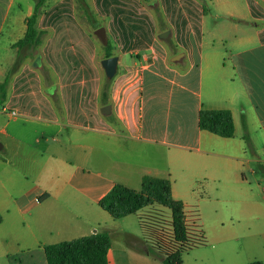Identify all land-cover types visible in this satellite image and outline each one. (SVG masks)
Listing matches in <instances>:
<instances>
[{"label": "crops", "instance_id": "obj_1", "mask_svg": "<svg viewBox=\"0 0 264 264\" xmlns=\"http://www.w3.org/2000/svg\"><path fill=\"white\" fill-rule=\"evenodd\" d=\"M87 2L117 57L108 103L100 102L106 79L100 62L107 58L76 1H47L36 22L45 35L35 57L23 61L0 100V185L8 198L0 205V253L7 256V244L11 250L34 246L46 264L45 246L107 233L108 264L150 261L134 219L164 210L152 205L108 220L98 206L115 184L140 191L144 176L167 179L171 197L184 206L197 196L199 207L208 201L216 242L230 241L235 225L249 226L257 212L250 196L259 184L248 166H264L250 157L258 146L264 153V0ZM33 7L31 0H0V84ZM210 9L233 44L245 48L236 51L231 73L205 35ZM104 106H110L106 115ZM201 110L229 111L233 137L201 130Z\"/></svg>", "mask_w": 264, "mask_h": 264}, {"label": "trees", "instance_id": "obj_2", "mask_svg": "<svg viewBox=\"0 0 264 264\" xmlns=\"http://www.w3.org/2000/svg\"><path fill=\"white\" fill-rule=\"evenodd\" d=\"M34 3L32 15L26 19L24 36L12 45L16 51L13 67L0 84V100L10 77L18 70L26 58H34L35 50L41 44L40 37L45 35L36 28L37 19L43 5L49 0H32ZM80 17L87 23L91 36L102 49L105 58L112 56L111 41L107 38L102 24L91 12L87 0H75ZM149 2V0H143ZM206 10V8H205ZM152 12L159 29L165 30L162 16L157 8ZM24 52H27L25 55ZM37 56V55H36ZM46 72V68L42 67ZM110 80L103 79L100 89L101 104L108 103ZM57 112L61 106L55 94L50 95ZM2 102H0L1 104ZM198 126L221 138H231L234 134L231 113L227 110H201L198 115ZM245 141H248L244 136ZM158 205L169 211V217L163 211L150 210L138 215L139 227L143 234L146 248L145 254L158 259L162 264H183L182 253L194 246L191 229L188 224L187 208L180 201L171 197L170 182L167 179L144 176L141 180L140 191L115 184L98 202L101 210L113 219H120L137 214L144 208ZM200 245L205 242L201 237ZM110 248V237L107 233H93L78 239L64 241L43 248L46 264H108L107 252ZM251 264H262L253 261Z\"/></svg>", "mask_w": 264, "mask_h": 264}, {"label": "rangeland", "instance_id": "obj_3", "mask_svg": "<svg viewBox=\"0 0 264 264\" xmlns=\"http://www.w3.org/2000/svg\"><path fill=\"white\" fill-rule=\"evenodd\" d=\"M32 1V0H31ZM211 14L206 17L205 23V35L211 45L214 44V48L218 50L222 55V62L226 67L228 73H231L233 58L236 51L245 49L244 47L235 46L234 39L231 38L227 32V29L218 26V23L222 24L220 18L214 17L216 13L210 9ZM212 32L215 37L209 35ZM220 39V40H219ZM255 160H264V153L260 146L256 147L254 154H251ZM3 158V152H0V159ZM253 173H255V181L259 184V187H253L251 191L250 200L254 204L253 210L256 212L254 218L249 223L242 226L235 225V236L230 241L225 243L216 242L218 237V231L215 226L211 225L210 221V209L205 207L208 201H201L199 207V196L190 200L186 206L188 213V224L191 229L192 242L194 246L182 253L181 259L183 264H251L253 261H259L264 264V166L252 162L249 166ZM4 166L0 163V179L4 180L2 171ZM4 195V191L0 185V205L3 204L8 198ZM34 203H37L34 200ZM163 209L166 216L169 217L167 209ZM108 220L111 217L105 213ZM138 222V219H134ZM25 226L28 224V219L22 222ZM17 227H23L21 223L16 225ZM6 227V225H5ZM4 227V228H5ZM134 231L136 235L143 241V234L139 227V223L134 225ZM7 230V229H6ZM7 231L12 232L11 226ZM97 231H102L97 228ZM138 231V232H137ZM10 232V233H11ZM17 234H20L17 232ZM205 238V242L201 243V237ZM144 242V241H143ZM5 244V243H4ZM8 245H4L3 252L7 253V256L0 253V264H44V258L41 252L34 246H28L29 249L23 250H11L8 249ZM144 244V252L146 251ZM17 251L16 256H11L13 252ZM0 252H2L0 250ZM32 257L30 259L29 257ZM151 260L148 262H141L139 264H162L160 260L150 257ZM128 259L124 258L121 264H133L128 263Z\"/></svg>", "mask_w": 264, "mask_h": 264}, {"label": "water", "instance_id": "obj_4", "mask_svg": "<svg viewBox=\"0 0 264 264\" xmlns=\"http://www.w3.org/2000/svg\"><path fill=\"white\" fill-rule=\"evenodd\" d=\"M167 35H168V32H164L159 35V38H165ZM100 66L104 72L105 78L107 80H111L116 74L117 57L103 59L100 62ZM109 112H110V106H104L101 108V113L103 115H106Z\"/></svg>", "mask_w": 264, "mask_h": 264}]
</instances>
